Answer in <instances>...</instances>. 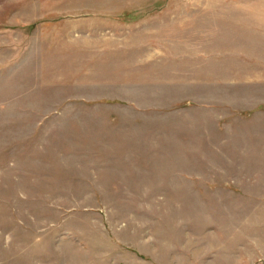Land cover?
Returning <instances> with one entry per match:
<instances>
[{
    "label": "rangeland",
    "instance_id": "obj_1",
    "mask_svg": "<svg viewBox=\"0 0 264 264\" xmlns=\"http://www.w3.org/2000/svg\"><path fill=\"white\" fill-rule=\"evenodd\" d=\"M264 264V0H0V264Z\"/></svg>",
    "mask_w": 264,
    "mask_h": 264
},
{
    "label": "crops",
    "instance_id": "obj_2",
    "mask_svg": "<svg viewBox=\"0 0 264 264\" xmlns=\"http://www.w3.org/2000/svg\"><path fill=\"white\" fill-rule=\"evenodd\" d=\"M226 262H228V264L230 263L228 260H227ZM195 264H196V263H195ZM221 264H223V263H221Z\"/></svg>",
    "mask_w": 264,
    "mask_h": 264
}]
</instances>
